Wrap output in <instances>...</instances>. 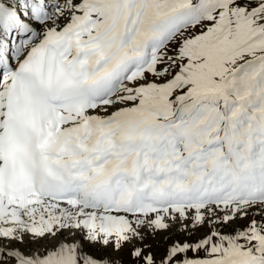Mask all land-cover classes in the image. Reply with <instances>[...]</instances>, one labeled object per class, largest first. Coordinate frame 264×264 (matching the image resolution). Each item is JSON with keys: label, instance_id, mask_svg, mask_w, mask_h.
I'll list each match as a JSON object with an SVG mask.
<instances>
[{"label": "snow or ice", "instance_id": "obj_1", "mask_svg": "<svg viewBox=\"0 0 264 264\" xmlns=\"http://www.w3.org/2000/svg\"><path fill=\"white\" fill-rule=\"evenodd\" d=\"M0 264H264V0H0Z\"/></svg>", "mask_w": 264, "mask_h": 264}]
</instances>
